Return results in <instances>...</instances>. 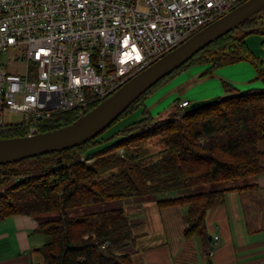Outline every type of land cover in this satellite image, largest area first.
I'll use <instances>...</instances> for the list:
<instances>
[{
  "label": "trees",
  "instance_id": "obj_1",
  "mask_svg": "<svg viewBox=\"0 0 264 264\" xmlns=\"http://www.w3.org/2000/svg\"><path fill=\"white\" fill-rule=\"evenodd\" d=\"M263 11L240 26L260 32L264 47ZM246 35L233 29L208 44L140 95L91 140L0 164V221L15 215L37 220L33 233L46 238L35 249L41 257L40 264H133L129 253L119 251L135 237L124 210L81 208L120 199L154 197L159 207L185 206L183 237H198L203 251H211L206 213L222 206L226 191L236 188L183 192L264 173V152L257 146L258 141L264 140V88L237 93L223 81L226 95L192 108L182 107L175 100L172 110L163 118L152 116L144 101L169 79L195 64L209 63L202 74L208 75L217 67L246 61L264 85V59L253 53ZM99 102L83 111L58 113L45 120L39 131L67 125ZM136 112L139 119L128 121L114 134L99 139L122 117ZM24 135L26 131L20 126L0 132V138ZM154 137L162 148L147 153L141 145ZM170 191L180 195L156 197ZM73 210L76 211L72 213Z\"/></svg>",
  "mask_w": 264,
  "mask_h": 264
},
{
  "label": "built area",
  "instance_id": "obj_2",
  "mask_svg": "<svg viewBox=\"0 0 264 264\" xmlns=\"http://www.w3.org/2000/svg\"><path fill=\"white\" fill-rule=\"evenodd\" d=\"M240 1L0 0V132L87 109Z\"/></svg>",
  "mask_w": 264,
  "mask_h": 264
},
{
  "label": "crops",
  "instance_id": "obj_3",
  "mask_svg": "<svg viewBox=\"0 0 264 264\" xmlns=\"http://www.w3.org/2000/svg\"><path fill=\"white\" fill-rule=\"evenodd\" d=\"M250 49L264 59V49ZM209 67V63L195 64L176 74L153 94L148 109L162 102V110L155 113L158 116L169 113L175 100L187 101L186 107L192 108L222 97L226 95L223 81L237 93L264 88L249 62L220 66L202 75ZM257 146L264 152V140ZM261 163L264 165V157ZM224 188L236 189L226 191L224 204L208 210L205 216L210 252L203 251L200 238L183 237V205L159 207L154 197L135 202L133 220L127 216L135 237L119 251L129 253L133 264H264V173ZM36 225L37 220L26 215L0 221V264H40L35 249L46 238L33 233Z\"/></svg>",
  "mask_w": 264,
  "mask_h": 264
},
{
  "label": "water",
  "instance_id": "obj_4",
  "mask_svg": "<svg viewBox=\"0 0 264 264\" xmlns=\"http://www.w3.org/2000/svg\"><path fill=\"white\" fill-rule=\"evenodd\" d=\"M263 9L264 0H245L192 34L67 125L32 135L0 138V164L72 148L91 140L140 95L178 69L211 42L233 29L246 34L252 33L253 29L244 30L240 24Z\"/></svg>",
  "mask_w": 264,
  "mask_h": 264
},
{
  "label": "rangeland",
  "instance_id": "obj_5",
  "mask_svg": "<svg viewBox=\"0 0 264 264\" xmlns=\"http://www.w3.org/2000/svg\"><path fill=\"white\" fill-rule=\"evenodd\" d=\"M261 14H264V11ZM262 39L263 38H262V35H261L260 32H252V33H249V34L246 35V42L248 43V45L250 47H254L256 49L258 47H261L262 49H264V47L262 46V43H261ZM13 68L14 67H11V70ZM153 94L149 95L147 97V99L144 101V105L147 108H148V105H151L150 102L152 101ZM161 103L162 102H159L157 104L154 103L155 106L152 105L154 107H152V109L149 110V112L152 113V114L150 113L152 116L160 117V118H163V117L166 116L163 112L160 115H158V116H156V114H155L157 111L162 110L163 106H162ZM167 109H168V112H169L170 108H167ZM139 117H140L139 112L132 113L128 117H126L124 119L122 117V119H120L119 122H117L113 127L108 129L106 132H104L99 137V139L114 134L117 130H119L121 127H123V125L125 123H127L128 121L137 120V119H139ZM2 119H3L4 123H15V122L21 121L22 115L20 113L4 111L3 114H2ZM141 148H144L147 151V153L148 152H152L153 153V152H157L158 150H160L162 148V145L159 143L158 138L154 137V138L148 140L146 143L142 144ZM119 152H121V150ZM247 179H249V177H247V178H239V179H236V180H233V181H228V182H219V183H216L214 185H203V186H198V187H192V188L186 189L183 192V194L194 193V192H198V191H206V190H209L210 188H213V187L222 188V187H225L227 185H230L232 182L235 183V184H239L241 182H244ZM177 195H180L177 191H170V192L160 193L156 197L158 199H160V198L175 197ZM148 198H151V197H148ZM137 200H139V199L138 198L120 199V200H115V201H110V202H105V203H102V204L89 206V207H86V208H81V211L82 210L96 211V210H101V209H111V208L120 207V208H122L125 211V213L129 217V219L133 220V217H134V214H135V206H134V204H135V202ZM75 211L76 210H73L72 213L75 212ZM38 260L41 262V257H38Z\"/></svg>",
  "mask_w": 264,
  "mask_h": 264
}]
</instances>
